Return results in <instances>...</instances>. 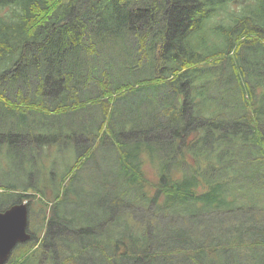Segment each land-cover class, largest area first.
Masks as SVG:
<instances>
[{
    "label": "trees",
    "instance_id": "16d2710c",
    "mask_svg": "<svg viewBox=\"0 0 264 264\" xmlns=\"http://www.w3.org/2000/svg\"><path fill=\"white\" fill-rule=\"evenodd\" d=\"M0 139L6 264H264V0H0Z\"/></svg>",
    "mask_w": 264,
    "mask_h": 264
},
{
    "label": "rangeland",
    "instance_id": "374dc122",
    "mask_svg": "<svg viewBox=\"0 0 264 264\" xmlns=\"http://www.w3.org/2000/svg\"><path fill=\"white\" fill-rule=\"evenodd\" d=\"M75 11V8H73V11L71 12L72 13V15H74V12ZM86 22H87V19L85 20ZM88 23V22H87ZM94 26V25H93ZM134 29V28H133ZM140 29V28H139ZM159 30V29H158ZM96 62H98V61H96ZM145 95H147L146 93H144V95L142 94V93H139V94H137V96H139V97H141V96H145ZM142 97V98H143ZM142 98H135V99H133V98H128V100L129 101H132L133 102V104H138L139 103V101L142 99ZM161 101H162V98H161ZM24 139H26V143H25V141H18V143H16V141H15V139H13L12 141H10L11 142V144H13V146H16V145H18L19 147H21V146H28V147H31V146H35L36 145V140L35 139H27V134H24ZM1 140V139H0ZM1 143V145L3 146V148H5V141H2V142H0ZM82 146V145H81ZM37 155H38V157L40 158V156H41V154L40 153H37ZM71 154H69V156H70ZM0 157H1V154H0ZM52 158H59V156H57V154H55V153H53V155L51 154L48 158H46V159H44V162L43 163H41L40 165H41V169H42V171L43 172H46V171H48L51 167H52V164H53V159ZM62 161H60V162H58L57 163V165H56V167H57V169H58V171H60V169H61V163ZM3 167H5V165L3 164ZM0 177H3L4 179H7L6 178V176H5V172H4V170L1 168V170H0ZM217 179H220V180H225V178H218V177H216ZM42 177H32V178H28V179H25L24 178V181H23V178L22 177H18L15 181L17 182V183H20V182H31V184H35V183H40L41 181H42ZM0 184H2V182L0 181ZM46 195L47 196H50L49 195V193H46ZM34 202H37L35 199H32ZM40 203V205H38L37 207H33V208H29V221H30V225H29V230L31 231V232H35L37 235H40L41 236V238L43 237V234H44V232H45V230H46V217L48 216V214H49V210H50V207H51V205L52 204H50L48 201H46L45 200V202H43V203H41V202H39ZM238 205L239 204H236V203H234V206L233 207H235V208H237L238 207ZM243 206V205H242ZM242 206H240V207H242ZM41 208H46V214H44V212L43 211H41ZM7 209H9V207L7 208ZM7 209H5V210H7ZM113 209H114V211H116V207L115 206H113ZM119 209V208H118ZM4 210V211H5ZM1 212V211H0ZM221 212H223V213H226V214H229V216H228V222H231V221H234V222H238V221H242L240 218L241 217H238V218H236V217H234L233 215H231V213H234L235 211H230V210H223V211H221ZM259 212V216H258V219H261L260 220V224H264V218L260 215V211H258ZM149 214V210H147L146 212H145V214H143V216H146V215H148ZM44 215H46V217H43ZM211 220L215 223V224H213V223H210L209 222V227H215V226H220L221 224H223L224 223V221L221 219V217H213V218H211ZM244 221V220H243ZM181 225H183V223L180 221L179 222ZM186 227H190V224H188ZM14 251V250H13ZM45 252L46 253H48V250L47 249H45ZM12 256V255H11ZM11 256H10V258H11ZM9 258V259H10ZM9 261V260H8ZM7 261V262H8ZM6 262V263H7ZM5 263V264H6Z\"/></svg>",
    "mask_w": 264,
    "mask_h": 264
},
{
    "label": "water",
    "instance_id": "95a60500",
    "mask_svg": "<svg viewBox=\"0 0 264 264\" xmlns=\"http://www.w3.org/2000/svg\"><path fill=\"white\" fill-rule=\"evenodd\" d=\"M29 205L27 202L13 205L0 212V264H5L13 250L31 240L29 231Z\"/></svg>",
    "mask_w": 264,
    "mask_h": 264
},
{
    "label": "bare ground",
    "instance_id": "6f19581e",
    "mask_svg": "<svg viewBox=\"0 0 264 264\" xmlns=\"http://www.w3.org/2000/svg\"><path fill=\"white\" fill-rule=\"evenodd\" d=\"M12 206H13V205H12ZM12 206H10V207H12ZM10 207H9V208H10ZM12 253H13V252H12Z\"/></svg>",
    "mask_w": 264,
    "mask_h": 264
}]
</instances>
